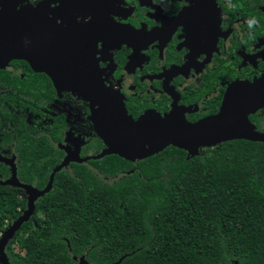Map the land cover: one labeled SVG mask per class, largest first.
<instances>
[{"label":"trees","instance_id":"16d2710c","mask_svg":"<svg viewBox=\"0 0 264 264\" xmlns=\"http://www.w3.org/2000/svg\"><path fill=\"white\" fill-rule=\"evenodd\" d=\"M12 142L19 181L45 187L60 163L52 146L30 133ZM90 165L98 175L82 165L54 174L5 248L10 264H77L82 255L91 264H264L263 142L232 140L192 158L169 146L137 168L114 155ZM21 193L0 185V234L26 209Z\"/></svg>","mask_w":264,"mask_h":264},{"label":"flooded vegetation","instance_id":"af4514ba","mask_svg":"<svg viewBox=\"0 0 264 264\" xmlns=\"http://www.w3.org/2000/svg\"><path fill=\"white\" fill-rule=\"evenodd\" d=\"M16 1V12H42V20L57 29L70 27L76 46L85 52L95 49V76L134 120L147 112L165 116L174 110L197 123L218 114L231 84L252 83L264 74V0H215V8L210 4L196 11H187L195 6L189 0ZM84 57L79 59L89 60ZM3 70L13 81L0 80V158L8 162H0L6 168L0 182L11 178L13 165L18 182L28 185L18 179L12 142L25 133L47 140L58 165L72 159L67 174H74L73 165H82L98 175L90 162L104 158L94 159L105 145L90 120L89 103L73 92L58 91L47 74L34 72L24 61H11ZM249 120L264 134V107ZM51 159H41V167L49 169ZM143 160L129 162L135 167ZM82 256L72 258L78 264Z\"/></svg>","mask_w":264,"mask_h":264},{"label":"water","instance_id":"95a60500","mask_svg":"<svg viewBox=\"0 0 264 264\" xmlns=\"http://www.w3.org/2000/svg\"><path fill=\"white\" fill-rule=\"evenodd\" d=\"M189 1L195 6L187 11L208 9L210 4L215 8V0ZM17 4L16 0H0V69L8 68L11 61H24L34 72L47 74L58 91L73 92L88 102L95 133L105 145L104 151L94 159L117 155L135 162L158 154L169 146L185 151L187 158H192L201 148L232 140L264 143V134H258L249 120V115L264 107V74L252 83L231 84L218 114L197 123H188L182 112L174 110L165 116L147 112L134 120L127 115L120 98L95 76L98 66L93 60L94 48H86L85 52L75 45V33L68 29L70 27L57 29L47 20H42V12H16ZM80 57H89V60L85 62ZM79 74H87V77H79ZM69 161L73 160L66 158L51 172L50 180L42 191L20 184L13 165L11 178L0 182V185L18 187L27 195L26 209L0 234V264H10L6 246L32 217L35 201L50 190L54 174L64 169ZM0 162L8 163L2 158ZM78 264L88 263L82 256Z\"/></svg>","mask_w":264,"mask_h":264},{"label":"rangeland","instance_id":"374dc122","mask_svg":"<svg viewBox=\"0 0 264 264\" xmlns=\"http://www.w3.org/2000/svg\"><path fill=\"white\" fill-rule=\"evenodd\" d=\"M34 225H32V223H29L21 232V234L19 235V237L17 238V242H15L14 247L17 248L18 243H20L22 241V239L24 238V236L26 235V233L31 230L33 228Z\"/></svg>","mask_w":264,"mask_h":264}]
</instances>
